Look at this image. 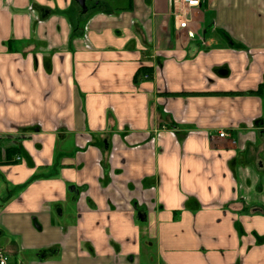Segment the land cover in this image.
Wrapping results in <instances>:
<instances>
[{
	"label": "crops",
	"instance_id": "obj_1",
	"mask_svg": "<svg viewBox=\"0 0 264 264\" xmlns=\"http://www.w3.org/2000/svg\"><path fill=\"white\" fill-rule=\"evenodd\" d=\"M201 1L0 0L12 264H264V0Z\"/></svg>",
	"mask_w": 264,
	"mask_h": 264
},
{
	"label": "built area",
	"instance_id": "obj_2",
	"mask_svg": "<svg viewBox=\"0 0 264 264\" xmlns=\"http://www.w3.org/2000/svg\"><path fill=\"white\" fill-rule=\"evenodd\" d=\"M170 6L172 7V12L174 14L176 26L179 29H187L189 20L185 17L186 11L189 8L199 7L202 4L201 0H169ZM187 34L190 38L194 37V32L188 30ZM148 74L144 75V78H149ZM229 134L225 131L220 133L221 137L228 136ZM0 264H12L10 257L0 250Z\"/></svg>",
	"mask_w": 264,
	"mask_h": 264
},
{
	"label": "trees",
	"instance_id": "obj_3",
	"mask_svg": "<svg viewBox=\"0 0 264 264\" xmlns=\"http://www.w3.org/2000/svg\"><path fill=\"white\" fill-rule=\"evenodd\" d=\"M145 74H148L151 77V70H149L147 67H140L135 75V82H138V80L143 79Z\"/></svg>",
	"mask_w": 264,
	"mask_h": 264
},
{
	"label": "water",
	"instance_id": "obj_4",
	"mask_svg": "<svg viewBox=\"0 0 264 264\" xmlns=\"http://www.w3.org/2000/svg\"><path fill=\"white\" fill-rule=\"evenodd\" d=\"M78 2H79V4L83 7V8H85V1L86 0H77Z\"/></svg>",
	"mask_w": 264,
	"mask_h": 264
}]
</instances>
